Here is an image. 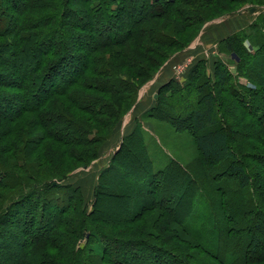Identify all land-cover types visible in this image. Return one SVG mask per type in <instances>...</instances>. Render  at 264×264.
Returning <instances> with one entry per match:
<instances>
[{
	"label": "trees",
	"instance_id": "16d2710c",
	"mask_svg": "<svg viewBox=\"0 0 264 264\" xmlns=\"http://www.w3.org/2000/svg\"><path fill=\"white\" fill-rule=\"evenodd\" d=\"M262 6L0 0V264H264V15L217 41L211 71L200 59L157 88L90 208L67 181L205 24ZM150 120L192 135L205 186L176 160L154 171Z\"/></svg>",
	"mask_w": 264,
	"mask_h": 264
},
{
	"label": "rangeland",
	"instance_id": "374dc122",
	"mask_svg": "<svg viewBox=\"0 0 264 264\" xmlns=\"http://www.w3.org/2000/svg\"><path fill=\"white\" fill-rule=\"evenodd\" d=\"M257 15H264V6L256 7L254 12H250V9H248L247 7H243L231 14H228L226 16H223L221 18H218L216 20H213L205 24L202 27L196 39L186 49L172 56L165 64L171 61L174 57L181 55L180 59L177 61L178 63H175V65L184 63L185 64L184 74L186 73V70H188L197 60L199 61L200 59H204L208 61L207 72L211 71L212 63L216 58H218L217 42L208 46V51H207L208 56H205L204 52H202L200 48L199 49L197 48L203 33L207 32V30L219 27V25H222L224 21H232L239 17L247 18V20L249 19L250 21L251 19L254 20V18ZM223 59L225 58L223 57ZM165 64H163L161 68H163ZM161 68L159 69V71L161 70ZM230 69L233 70L232 67ZM159 71L157 72V74L159 73ZM150 82H148L146 85H144L141 88L135 105L120 122V123H125L126 125L121 127L120 130L118 131H117L118 126L115 128L110 140L103 146L102 152L100 153L98 159L94 161L88 168L78 169L74 171L67 180L68 182L81 187L84 197V202L88 208H90V202L93 199V188L95 187L96 184V177L100 169L107 165L111 156L117 150L119 146V141L127 133L130 123L134 124L133 121L135 115L134 109L138 103L139 97L143 95V92L147 91V87L148 85H150ZM155 93L156 90L154 93L150 95L151 97H149V104L150 103L154 104L155 98L153 97V95H155ZM142 127L144 129L146 147L149 156L153 162L154 171L162 169L170 160H176L179 164L183 165L188 171H190L195 176L196 183L198 181L202 183V180H204L202 178L206 177L208 173H206V171L201 165L202 159L200 153L196 149L192 135H190L187 132L177 133L169 125L163 124L158 121H151V120L144 121V124L142 123ZM237 129H239L238 131L241 132L242 135H246V133H244L241 127H238ZM247 138H248L247 136L244 137V139ZM248 141L253 142V140H248ZM248 162H250V160H248ZM215 173L216 172H213V175H215ZM216 175H215L216 177L215 180L216 182H219L218 177L220 178V176L218 175L216 176ZM259 176L260 175L258 174V178ZM202 185L205 186L206 184L202 183ZM208 189L210 188L208 187ZM203 198H204L203 195H201L200 193L198 195L197 202L198 203L203 202L202 201ZM203 214H204L203 211H200L199 212L200 217H197L195 215L193 216V222H192L193 227H197V224H199L200 221H202L201 218ZM194 217H196V219Z\"/></svg>",
	"mask_w": 264,
	"mask_h": 264
},
{
	"label": "crops",
	"instance_id": "0c3cea01",
	"mask_svg": "<svg viewBox=\"0 0 264 264\" xmlns=\"http://www.w3.org/2000/svg\"><path fill=\"white\" fill-rule=\"evenodd\" d=\"M252 21H253V19H251L249 21V19L247 20V18H242V17L236 18L232 21H224V23H222V25H219V27L207 30V32L203 33L197 48L198 49L200 48L201 51L204 52V55L208 56V53H207L208 46L214 44L215 42L226 37L228 34L234 32V31L245 28ZM180 57H181V55H178V56L174 57L171 61H169L167 64H165L163 66V68H161L159 73L150 82V85H148V87H147V91L143 92V95L141 97H139L138 103L134 109L135 110L134 111L135 112L134 119L140 120L142 113L145 112L146 110H148L151 106H153V104H151V103L149 104V97H151L150 95L152 93H154L155 90H157V88L159 86L165 84L166 82H168L172 78L179 81V82L183 81L184 75L178 79L174 76L173 70H172L175 63H178L177 61L180 59ZM153 97H154V95H153ZM134 119H133V121H134ZM142 123L144 124V122H142ZM125 125H126L125 123H120L117 127V131L120 130V128L125 126ZM133 128H134V124L130 123L129 129L127 130V133L125 135L129 134ZM102 168H104V167H102Z\"/></svg>",
	"mask_w": 264,
	"mask_h": 264
},
{
	"label": "built area",
	"instance_id": "2783aa9c",
	"mask_svg": "<svg viewBox=\"0 0 264 264\" xmlns=\"http://www.w3.org/2000/svg\"><path fill=\"white\" fill-rule=\"evenodd\" d=\"M189 62V61H188ZM173 70V74L176 78H181L184 74V70H185V64L184 63H180L178 65H174V67L172 68Z\"/></svg>",
	"mask_w": 264,
	"mask_h": 264
},
{
	"label": "water",
	"instance_id": "95a60500",
	"mask_svg": "<svg viewBox=\"0 0 264 264\" xmlns=\"http://www.w3.org/2000/svg\"><path fill=\"white\" fill-rule=\"evenodd\" d=\"M255 8H251L250 12H254ZM154 98H156V94L154 95Z\"/></svg>",
	"mask_w": 264,
	"mask_h": 264
}]
</instances>
